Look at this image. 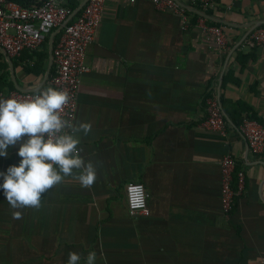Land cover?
I'll list each match as a JSON object with an SVG mask.
<instances>
[{
    "label": "crops",
    "instance_id": "0c3cea01",
    "mask_svg": "<svg viewBox=\"0 0 264 264\" xmlns=\"http://www.w3.org/2000/svg\"><path fill=\"white\" fill-rule=\"evenodd\" d=\"M178 1L189 9L196 0ZM197 11L204 23L193 13L182 30L177 16L149 2L106 0L75 117L92 124L80 147L99 162L98 178L91 188L67 178L20 219L0 190V264H67L73 251L86 264L93 250L96 264H264V153L254 159L234 130L245 114L264 126V46L244 43L264 20V0H217ZM202 25L222 26L225 47L207 42ZM47 49L42 75L23 70L33 63L25 54L10 66L0 50V74L14 89L44 87L48 39ZM213 92L228 119L224 133L202 125ZM18 150L0 156V172L19 165ZM227 154L244 182L224 215L219 180ZM129 183L144 186L148 215H129ZM232 186L238 190L235 176Z\"/></svg>",
    "mask_w": 264,
    "mask_h": 264
},
{
    "label": "built area",
    "instance_id": "2783aa9c",
    "mask_svg": "<svg viewBox=\"0 0 264 264\" xmlns=\"http://www.w3.org/2000/svg\"><path fill=\"white\" fill-rule=\"evenodd\" d=\"M128 4L149 2L159 12L177 16L185 30L190 16L198 11H206L217 0H196L192 8H187L178 0H123ZM258 1V0H252ZM106 0H84L79 14L65 6L66 0H0V50L8 58H19L23 52H35L41 49L45 38L57 28H61L52 46L51 61L53 74L46 81L45 87L66 89L71 96L65 113L76 117L77 94L82 76L90 71L85 63L86 51L96 38V30L102 20ZM199 24L203 22L198 15ZM198 22V21H197ZM205 39L218 48L226 45L224 28L220 25H202ZM49 37V36H48ZM247 46H264V23L253 25L244 42ZM37 90V89H36ZM33 91L0 90V96L27 98ZM206 117L203 127L224 133L229 127L228 119L222 108L219 95L213 92L205 101ZM234 130L246 142L250 155L262 159L264 153V126L250 114H245ZM234 176L238 190L233 189ZM220 209L228 215L232 211L234 198L242 189L244 174L236 171V161L227 154L220 160ZM126 203L129 215H148L147 193L140 183H129L125 188Z\"/></svg>",
    "mask_w": 264,
    "mask_h": 264
},
{
    "label": "clouds",
    "instance_id": "9594fccd",
    "mask_svg": "<svg viewBox=\"0 0 264 264\" xmlns=\"http://www.w3.org/2000/svg\"><path fill=\"white\" fill-rule=\"evenodd\" d=\"M27 98L0 96V156L7 157L10 147H18L19 165L0 172V190L15 219L22 210H39L43 197L69 177L83 188L97 180L98 161L85 158L81 133L87 136L92 124L75 120L65 113L71 101L66 89L40 88ZM81 254L70 252L67 264H80ZM86 264H96V251H89Z\"/></svg>",
    "mask_w": 264,
    "mask_h": 264
},
{
    "label": "trees",
    "instance_id": "16d2710c",
    "mask_svg": "<svg viewBox=\"0 0 264 264\" xmlns=\"http://www.w3.org/2000/svg\"><path fill=\"white\" fill-rule=\"evenodd\" d=\"M79 4L80 3H79L78 0H66L65 6L68 7L70 10H72L73 12H75L77 10ZM78 14H79V11L76 12L75 16L78 15ZM58 35L59 34H56V36L54 37V42L57 39ZM48 36L45 38V41L42 44L40 50L35 51V52H32V53H29V52H23L22 53V54H25L26 55V58L27 59H33V63L31 65L27 63L23 67V70L26 73H33L35 75H40V74L42 75V74L45 73V70H46V67H45V65H46V59H47V56H48V49H47V39H48ZM19 58H11V59H19ZM6 67H7V64H6ZM52 74H53V66L50 69L48 79L50 78V76ZM8 80H9L8 73H6L3 76L0 74V86L3 87V88H5V84H8V88H9V90H4L2 88H0V90L6 91V92L7 91L14 90V87H13L11 81L10 80L8 81ZM250 117L251 118H254V119H257L255 116H252L251 114H250Z\"/></svg>",
    "mask_w": 264,
    "mask_h": 264
},
{
    "label": "water",
    "instance_id": "95a60500",
    "mask_svg": "<svg viewBox=\"0 0 264 264\" xmlns=\"http://www.w3.org/2000/svg\"><path fill=\"white\" fill-rule=\"evenodd\" d=\"M82 5H83V3L77 8V10L75 11V12H77V11H79L80 9H81V7H82ZM199 15H201V16H203V17H206L205 16V14H203V13H200V12H197ZM264 23V20H262V21H256V22H254V24L253 25H256V24H263ZM60 27L59 28H57L55 31H53L50 35H49V38H48V47H49V57H50V60H49V65H48V68H47V71H46V74H45V76H44V82L47 80V78H48V76H49V72H50V68H51V65H52V61H51V54H52V44H53V38H54V36L60 31ZM7 59V61H8V63H9V65L11 66V60H10V58H6ZM17 90H20V91H26V90H21V89H19V88H16Z\"/></svg>",
    "mask_w": 264,
    "mask_h": 264
},
{
    "label": "rangeland",
    "instance_id": "374dc122",
    "mask_svg": "<svg viewBox=\"0 0 264 264\" xmlns=\"http://www.w3.org/2000/svg\"><path fill=\"white\" fill-rule=\"evenodd\" d=\"M0 88L4 89L3 87L0 86Z\"/></svg>",
    "mask_w": 264,
    "mask_h": 264
}]
</instances>
